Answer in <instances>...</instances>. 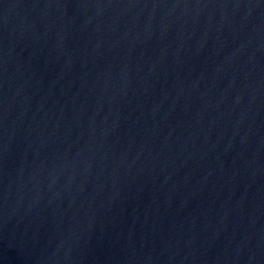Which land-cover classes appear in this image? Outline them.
Masks as SVG:
<instances>
[{"label": "water", "instance_id": "1", "mask_svg": "<svg viewBox=\"0 0 264 264\" xmlns=\"http://www.w3.org/2000/svg\"><path fill=\"white\" fill-rule=\"evenodd\" d=\"M0 264H264V0H0Z\"/></svg>", "mask_w": 264, "mask_h": 264}]
</instances>
